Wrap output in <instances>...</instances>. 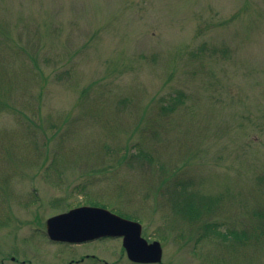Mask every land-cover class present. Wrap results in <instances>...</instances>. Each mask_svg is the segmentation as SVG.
<instances>
[{
	"label": "rangeland",
	"instance_id": "374dc122",
	"mask_svg": "<svg viewBox=\"0 0 264 264\" xmlns=\"http://www.w3.org/2000/svg\"><path fill=\"white\" fill-rule=\"evenodd\" d=\"M159 163L238 238L196 243ZM89 202L138 212L158 264H264V0H0V264H138L47 240Z\"/></svg>",
	"mask_w": 264,
	"mask_h": 264
},
{
	"label": "water",
	"instance_id": "95a60500",
	"mask_svg": "<svg viewBox=\"0 0 264 264\" xmlns=\"http://www.w3.org/2000/svg\"><path fill=\"white\" fill-rule=\"evenodd\" d=\"M46 234L50 240L68 243L122 237V246L131 261L153 263L161 259L159 242L148 243L141 237L139 222L102 207L82 206L50 217L46 221Z\"/></svg>",
	"mask_w": 264,
	"mask_h": 264
},
{
	"label": "trees",
	"instance_id": "16d2710c",
	"mask_svg": "<svg viewBox=\"0 0 264 264\" xmlns=\"http://www.w3.org/2000/svg\"><path fill=\"white\" fill-rule=\"evenodd\" d=\"M173 98L176 101H179L180 99L179 95H174ZM132 156L134 159L138 160L139 165H141L143 162H146L148 165H150L154 158L151 154L142 153L140 149L132 154ZM125 158L126 156L124 159ZM128 158H130V155ZM156 166V169L161 174V178L159 177L158 179V187L155 197L158 196L160 198L158 199L159 202L161 200L165 202L163 205H166L169 208V213L174 217H179L187 223L192 222L194 224V227L196 228V237L194 238V241L196 243L207 238L209 236L208 232L214 234V236L219 238V240H227L229 235L234 239L238 238V235L234 231H226L225 229H221V225L219 229L218 222H211L208 220V213H211L210 204L212 197H206V195L195 190L191 180H179L174 169L168 173V175H166L165 167L162 164L159 163ZM257 180L258 179L254 181ZM259 182L261 181H258V183ZM142 192L144 193V191ZM147 194H140V196L145 198ZM117 213L128 218L138 219L140 221L142 220L138 212L126 214L117 211ZM180 235L181 234L179 233V236Z\"/></svg>",
	"mask_w": 264,
	"mask_h": 264
},
{
	"label": "flooded vegetation",
	"instance_id": "af4514ba",
	"mask_svg": "<svg viewBox=\"0 0 264 264\" xmlns=\"http://www.w3.org/2000/svg\"><path fill=\"white\" fill-rule=\"evenodd\" d=\"M81 205H83V204H81Z\"/></svg>",
	"mask_w": 264,
	"mask_h": 264
}]
</instances>
